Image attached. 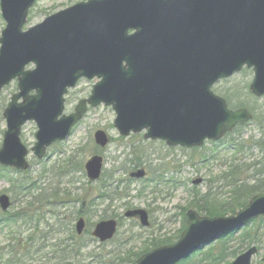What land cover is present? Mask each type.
<instances>
[{"label":"water","instance_id":"1","mask_svg":"<svg viewBox=\"0 0 264 264\" xmlns=\"http://www.w3.org/2000/svg\"><path fill=\"white\" fill-rule=\"evenodd\" d=\"M37 1L0 0L6 22L0 37V94L15 80L19 88L3 114L2 167L30 168L21 140L27 123L38 127L32 151L41 160L50 146L71 136L88 104L111 106L122 136L146 132V140L195 148L221 141L252 120L247 109L233 111L215 94L220 81L252 69L250 91L264 97V0H88L25 30ZM82 79L99 82L75 113L65 115V96ZM95 141L105 148L109 138L98 131ZM85 169L90 181L99 180L103 158L92 157ZM145 176L144 170L131 175ZM11 205L9 196H0L3 212ZM125 216L150 226L145 210ZM261 217L264 193L231 216L211 218L191 210L178 242L146 253L136 264H178ZM76 229L83 234V219ZM117 230L116 220L103 221L93 236L104 243ZM257 253L252 247L233 264H252Z\"/></svg>","mask_w":264,"mask_h":264},{"label":"rangeland","instance_id":"2","mask_svg":"<svg viewBox=\"0 0 264 264\" xmlns=\"http://www.w3.org/2000/svg\"><path fill=\"white\" fill-rule=\"evenodd\" d=\"M85 1L88 0H39L31 10L29 26H35L55 13ZM5 25L0 10V37ZM253 76L252 70L245 69L232 78L220 82L214 91L230 100L232 109L246 107L252 112L261 111L263 119L264 98L257 99L249 92ZM95 83L96 80H82L76 88L69 92L66 98L65 114L73 113L79 101L87 99L91 95ZM17 92V83L14 82L0 96V147L6 130L3 112L12 96ZM115 117L116 114L111 107L102 105L95 109L90 108L85 118L74 129L72 136L64 142L52 146L47 159L43 161H38L31 152L36 143L35 134L38 129L34 122L28 123L23 128L22 141L30 150L32 169L28 172L29 174H20L0 168V194L9 195L14 202L10 213L23 210L31 200L25 195H16V190L12 187V179L20 177L33 180L38 184L43 180L52 189L71 193L77 201L75 203L68 202L63 204L64 206L60 204L57 210L62 217H72L74 229L77 220L81 217L87 223L88 233L101 220L118 219L120 220V229L117 238L126 240L131 234L141 236V240L135 242L133 247L138 253H144L154 239L165 241L181 236L186 228L183 211L186 210L187 213L192 209L194 200L209 191L211 178L218 176L232 163L259 162L264 156V152L259 147L250 149L249 146L243 153L237 155L232 150L235 149V143L239 141L247 140L253 136L258 140L261 135L260 130L253 122L245 126L241 134H233L222 142L207 143L200 149H187L168 147L163 141L145 140L143 134L123 137L114 126ZM98 130H103L110 138V143L106 148H100L95 143L94 134ZM94 155L103 157L105 168L102 180L90 183L86 176L85 164ZM138 156L140 160H135ZM81 164L83 170L80 168ZM140 169H145L148 177L142 180H131L130 174ZM68 170H70V177L67 176L69 173L66 175ZM17 180L20 179L17 178ZM198 180L202 182L195 184V181ZM105 182L111 186L109 190L119 187L118 194L115 193L114 196H111L114 198L112 200L99 198L102 197L99 188L104 186ZM29 184L31 185V183ZM213 192L226 193L227 191L214 189ZM121 195L125 196L120 199ZM78 201H85L83 208L82 202ZM135 209H144L149 213L151 221L149 228L144 229L140 226L139 221L127 219L124 216L128 210ZM104 210L108 212H104ZM55 222L53 216L47 214L41 225V230L46 229L47 224L54 225ZM0 223L3 224L2 221ZM250 227L251 225H249ZM247 228L227 240L229 252L236 251V256L230 259L231 262L251 247L248 242L243 244ZM32 231V225L23 231L25 233L20 236L22 243L23 239ZM16 233L20 232H17L15 227L0 231V256L3 258L0 260V264H6L9 259L8 247L14 245L15 241L13 240L19 239L17 237L19 234L16 236ZM252 233H257L259 243L256 246L260 248L259 253L253 258V264H264V223L260 225V230H252ZM69 238L70 234H60L58 239L49 236L48 241L41 239L36 245L44 247L41 244L45 243L46 246L56 244L60 245V248H65L71 245L66 241ZM38 239H40L39 235ZM113 244L114 242L108 245V250L113 248ZM98 246L97 241L93 243L88 241V248L84 251V263L90 261L89 252H93ZM215 246L216 243L205 247L190 258L191 262L200 261L202 255L199 253L209 251ZM50 251L49 247L40 251L36 255L35 259L38 261L35 264H42L44 261L40 257ZM82 259L79 257L75 262L73 260L69 262L79 264Z\"/></svg>","mask_w":264,"mask_h":264},{"label":"trees","instance_id":"3","mask_svg":"<svg viewBox=\"0 0 264 264\" xmlns=\"http://www.w3.org/2000/svg\"><path fill=\"white\" fill-rule=\"evenodd\" d=\"M227 101L232 108L231 101L228 99ZM252 113L253 120L251 123L253 122L257 124L261 135L258 140L253 136L247 140L235 143V149H232L235 155L243 153L249 146L250 149L259 147L264 152V118L262 119L261 117V111H254ZM244 127L245 126L237 127L234 132L228 135V137L233 134H241ZM135 160H140L139 156ZM80 168L83 170L82 164L80 165ZM70 170L66 171V175ZM23 174L28 175L29 173ZM67 176L70 177V173ZM17 178L20 180H17ZM17 178L12 179V187L16 190V195H25L28 198H31V200L28 201L23 210L6 214H3L0 211V222H3V224L0 223V231L7 228L12 229L14 227L15 230L17 228L20 231L23 227L29 226L30 224H34V227L33 231L23 239V243L20 236L24 233L15 234L16 236L19 234L17 236L19 239L13 240L15 241L14 245H9V259H7L6 264H35L36 261H38L35 259L36 255L46 247H49L51 251L45 253L43 257H40V259L44 261L42 264H73L76 258L79 257L83 258L79 264H136L137 260L144 253L161 246L171 245L180 238L177 236L174 239H167L165 241L154 239L144 253H138L133 247V244L138 240H141V236L131 234L126 240H121V238L119 239L116 237L114 241H112L114 242L112 249L108 250L107 248L112 242L99 245L93 252H89L88 257L90 261L84 263V251L88 248L86 237L83 238L76 235L72 226V217H62L57 212L60 204L63 205L68 202H77L74 197H72L71 193L64 190L59 191L57 189H52L46 182H43V180L38 184L30 179ZM28 182L31 183V185ZM209 182V191L202 197L196 198L191 208L196 209L200 214L209 217L234 215L244 208L254 196L264 192V156L259 162L255 161L254 163H249L248 161H245L243 163H232L225 171H221L218 176L211 178ZM110 187L111 186H108L105 182L104 186L99 188L100 196H103L105 199H114L111 196H114L115 193L118 194L119 187L109 190ZM214 189H222L227 192L214 193ZM124 196L125 195H121L120 199ZM78 202H82L83 208L85 201ZM47 214L53 216L56 222L54 225L47 224L46 229L41 230V225L44 223V218ZM183 216L185 226L186 210L183 211ZM20 222L23 224L18 226V223ZM262 223H264V219H259L255 221L250 228H247L243 238V244L248 242L249 246L258 245V235L257 233H252V230H260V225ZM60 234H70V238L66 239L67 243H71L70 246L60 248V245L56 244H49L48 246H46L45 243L41 244L44 247L36 245L41 239L48 241L47 239L49 236H53V239H58ZM38 235L40 236V239H38ZM86 235H88V233ZM234 236L235 234H232L216 243V246L210 248L209 251L199 253L202 255L200 261L194 263L191 262L192 259H188L180 264H232L230 259L236 256V251L229 252L227 240ZM92 242H94V240ZM50 254L52 256H49ZM0 260H3L1 256ZM71 260L74 262H69Z\"/></svg>","mask_w":264,"mask_h":264},{"label":"flooded vegetation","instance_id":"4","mask_svg":"<svg viewBox=\"0 0 264 264\" xmlns=\"http://www.w3.org/2000/svg\"><path fill=\"white\" fill-rule=\"evenodd\" d=\"M95 85V84H94ZM94 87V86H93Z\"/></svg>","mask_w":264,"mask_h":264}]
</instances>
